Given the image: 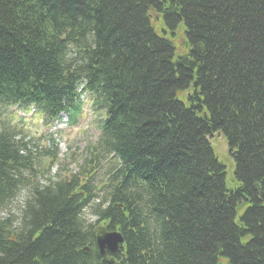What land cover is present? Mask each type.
<instances>
[{
    "label": "trees",
    "instance_id": "trees-1",
    "mask_svg": "<svg viewBox=\"0 0 264 264\" xmlns=\"http://www.w3.org/2000/svg\"><path fill=\"white\" fill-rule=\"evenodd\" d=\"M84 81L102 117L90 151L118 157L95 206L124 237L118 264H264V0H0V210L30 189L0 219V264H106L97 225L78 221L97 197L94 155L84 180L41 187L40 152L9 117L55 115Z\"/></svg>",
    "mask_w": 264,
    "mask_h": 264
},
{
    "label": "rangeland",
    "instance_id": "rangeland-1",
    "mask_svg": "<svg viewBox=\"0 0 264 264\" xmlns=\"http://www.w3.org/2000/svg\"><path fill=\"white\" fill-rule=\"evenodd\" d=\"M182 41V34L178 36L175 43L180 47ZM86 109L88 105L86 104ZM65 120V119H64ZM32 120H29L26 124L29 125V128L25 130V135L36 136L37 138L42 135L40 132V126L37 125L40 123V120H35L33 123ZM99 130L97 129L95 123L93 122V117L90 114V111H86L83 117V124L78 128L72 130V133H67L65 139L62 140V151L67 150V145L72 146V150L69 151L68 162L71 160L80 162L84 157L88 156L89 153L86 151V148L90 146L88 142L94 144L99 139ZM213 152L218 160L226 167V176H227V186L232 189L235 187L234 174H235V164L232 158L229 155V150L227 143L224 139V136L221 134H216L214 137L209 138ZM97 158V163L99 167L102 166L104 160ZM99 178H102V169L99 170ZM21 205L18 203V200L13 205L14 212L18 213Z\"/></svg>",
    "mask_w": 264,
    "mask_h": 264
},
{
    "label": "clouds",
    "instance_id": "clouds-1",
    "mask_svg": "<svg viewBox=\"0 0 264 264\" xmlns=\"http://www.w3.org/2000/svg\"><path fill=\"white\" fill-rule=\"evenodd\" d=\"M27 198H28L27 192L21 193L18 197V203L21 206H23L26 203ZM102 201H103V196L97 198L95 201H93L92 204L85 206L78 214V221L81 223L83 230H87V228L90 225L95 224V222L99 218L95 210L96 205H101V207L105 209L108 207V203L107 202L102 203ZM4 215L5 213L3 211H0V218H3Z\"/></svg>",
    "mask_w": 264,
    "mask_h": 264
},
{
    "label": "water",
    "instance_id": "water-1",
    "mask_svg": "<svg viewBox=\"0 0 264 264\" xmlns=\"http://www.w3.org/2000/svg\"><path fill=\"white\" fill-rule=\"evenodd\" d=\"M122 242L123 238L119 233H106L104 229H100L97 235V243L103 257H105L106 250L114 255L119 248V244ZM109 263L115 264L113 259Z\"/></svg>",
    "mask_w": 264,
    "mask_h": 264
}]
</instances>
